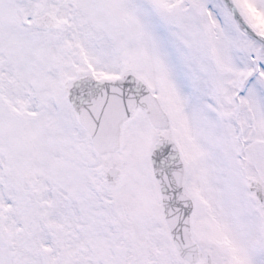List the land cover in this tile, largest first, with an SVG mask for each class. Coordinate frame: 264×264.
<instances>
[{"label":"snow or ice","instance_id":"6c2138e0","mask_svg":"<svg viewBox=\"0 0 264 264\" xmlns=\"http://www.w3.org/2000/svg\"><path fill=\"white\" fill-rule=\"evenodd\" d=\"M0 264H264V0H0Z\"/></svg>","mask_w":264,"mask_h":264}]
</instances>
